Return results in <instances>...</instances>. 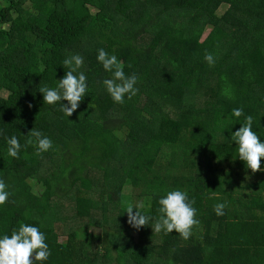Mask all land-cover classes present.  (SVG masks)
I'll return each instance as SVG.
<instances>
[{
    "label": "trees",
    "instance_id": "trees-1",
    "mask_svg": "<svg viewBox=\"0 0 264 264\" xmlns=\"http://www.w3.org/2000/svg\"><path fill=\"white\" fill-rule=\"evenodd\" d=\"M101 48L138 77L123 104L103 85L111 73ZM76 54L88 89L67 117L39 89L56 88ZM10 83L0 97V179L10 193L0 238L38 227L51 253L42 264H264V158L252 173L229 140L250 115L264 142V0H0V92ZM33 128L51 149L37 154ZM13 135L18 158L8 155ZM126 187L149 226L127 223ZM176 189L195 200L200 221L187 240L152 229L159 199Z\"/></svg>",
    "mask_w": 264,
    "mask_h": 264
},
{
    "label": "clouds",
    "instance_id": "clouds-1",
    "mask_svg": "<svg viewBox=\"0 0 264 264\" xmlns=\"http://www.w3.org/2000/svg\"><path fill=\"white\" fill-rule=\"evenodd\" d=\"M205 61L214 65L215 59L211 53H206ZM97 60L102 64L106 72L111 73V78L103 80L107 92L113 101L119 104L125 102V96L131 99L139 89L135 87L138 77L133 74L126 76L123 64L115 55H110L103 48L98 50ZM84 64V57L76 54L63 61V65L69 70L59 80L56 88L41 87L39 92L43 94L44 103L49 105L61 104V111L70 117L79 108L80 103L87 95V77L82 71H78ZM62 101H67L66 104ZM31 107V105H29ZM232 115L236 118L244 116L243 108H234ZM252 116H245L242 126L232 133L231 139L238 146V156L244 161L252 173L262 171L261 159L264 158V142L252 129ZM29 134L38 142V153L46 152L53 147L50 138L32 129ZM28 143H32L31 140ZM8 155L18 158L20 142L13 135L7 139ZM10 193L7 191L6 183L0 179V205L8 202ZM195 200H189L188 193L183 190H171L159 199V217L152 225L153 232H164L165 235L175 231L182 239L187 240L192 235L193 227L199 226L200 221L196 219L197 210L193 207ZM142 204H128L126 208L127 223L139 230L141 227L149 226L151 216L142 214ZM225 203L214 205L216 215H224ZM133 209H136L134 212ZM45 234L36 226L21 224L18 230L13 229L11 235L0 238V264H37L47 261L51 255L49 246L45 242Z\"/></svg>",
    "mask_w": 264,
    "mask_h": 264
},
{
    "label": "rangeland",
    "instance_id": "rangeland-1",
    "mask_svg": "<svg viewBox=\"0 0 264 264\" xmlns=\"http://www.w3.org/2000/svg\"><path fill=\"white\" fill-rule=\"evenodd\" d=\"M23 8L26 10V11H28V12H30V13H33V8H32V6H31V4L29 3V2H27V3H25L24 4V6H23ZM226 8H227V6H222V7H219V9H218V11H217V13L218 14H222L225 10H226ZM93 13L96 11V10H94L93 8H91L90 9ZM210 28H207L206 30H205V32H204V34H203V39L210 33ZM15 90V86H14V84L13 83H10V84H8V86L6 87V88H4L1 92H0V97L1 98H6L7 96H9L13 91ZM231 137H232V134L230 135V137H229V140L230 141H232V139H231ZM258 176H256V179H259V178H261V177H264V175L263 174H257ZM41 192H42V189L41 188H36V189H34V193L36 194V195H41ZM121 195H122V197H126L127 198V201H123V203L125 204V205H127V204H133V205H135V204H137V203H140V204H143L144 203V201H142V200H139L136 196H135V191H132L131 190V188L130 187H126V188H124L123 190H122V192H121ZM89 233L90 234H92V235H99L100 234V231L98 230V229H95V228H90L89 229ZM79 237H82V234H80V236ZM130 237L133 239V240H137L138 239V235H137V233H132L131 235H130ZM64 240H59V242H58V246L60 247V248H63L64 247Z\"/></svg>",
    "mask_w": 264,
    "mask_h": 264
}]
</instances>
